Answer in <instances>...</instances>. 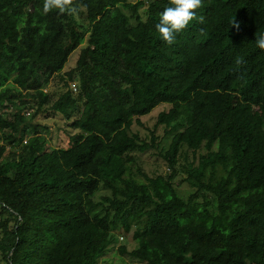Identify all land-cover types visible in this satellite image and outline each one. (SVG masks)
<instances>
[{
    "label": "trees",
    "instance_id": "obj_1",
    "mask_svg": "<svg viewBox=\"0 0 264 264\" xmlns=\"http://www.w3.org/2000/svg\"><path fill=\"white\" fill-rule=\"evenodd\" d=\"M68 2L0 0V264H99L119 227L138 264H264V0H201L172 44L155 27L170 0L146 19L145 1ZM39 115L70 123L69 148L47 151ZM151 150L154 177L135 155Z\"/></svg>",
    "mask_w": 264,
    "mask_h": 264
},
{
    "label": "rangeland",
    "instance_id": "obj_2",
    "mask_svg": "<svg viewBox=\"0 0 264 264\" xmlns=\"http://www.w3.org/2000/svg\"><path fill=\"white\" fill-rule=\"evenodd\" d=\"M139 1H145L144 6L140 8V14L143 19L147 18V8L148 2L151 0H130L131 3L136 4ZM126 13L131 15L132 13L125 9ZM81 23L87 24V20L85 18H81ZM134 23V22H133ZM81 30H79L80 32ZM78 33V32H77ZM76 33V34H77ZM85 40H87L88 34L84 35ZM85 43L78 44L79 49L81 50L82 46H85ZM72 55V56H71ZM69 61L66 63L65 67L63 68V73H68L76 68V63L78 59V52H73L71 54ZM58 74V73H57ZM51 80V79H50ZM3 83H0V89ZM71 87H73L74 92L78 88V83L72 82ZM62 89V83H58L55 80H51V83L47 89V91L52 92L54 95H57V90ZM23 93H26L23 90ZM18 95H14L13 98H16ZM19 101V100H18ZM20 103V102H19ZM6 105V104H5ZM5 105L0 102V113L4 114H11L14 109L7 108ZM167 106L161 105L156 108L150 115L142 117L140 119V123L136 122L132 128L133 132H138L143 139H146L149 136L150 130H152L157 122L158 115L161 111H163ZM15 108V107H14ZM83 109V103H80L79 110ZM79 113L76 114V116ZM33 124L39 125L42 127H46V129H42L40 136L46 139V146L47 151H52L58 148H69L71 146L70 137L75 133L71 131L68 127L70 125L67 124V121L62 116L54 115V116H45L39 115L33 120ZM29 132L31 133L32 130L30 129ZM35 139L36 137H31ZM31 138H27L30 142L34 140ZM2 132H0V142H2ZM171 142V137H169L166 142L164 143L165 146H169ZM26 142H23L25 145ZM138 157L139 164L141 165L144 172H146L149 176H156L165 173L168 171V166L166 162L158 155L156 150H151L147 153H135ZM115 242L110 248L109 252L99 260V264H138L135 260L131 259L127 254H123L120 251L122 246L126 247L127 251L131 252L137 248V244L132 241V238L126 235L123 230L119 227L115 231Z\"/></svg>",
    "mask_w": 264,
    "mask_h": 264
},
{
    "label": "clouds",
    "instance_id": "obj_3",
    "mask_svg": "<svg viewBox=\"0 0 264 264\" xmlns=\"http://www.w3.org/2000/svg\"><path fill=\"white\" fill-rule=\"evenodd\" d=\"M200 5L201 0H170L169 5L160 12L159 22L155 26L160 38L167 44H172L176 34L183 31L196 17V9ZM52 9L69 15L79 11L78 8L69 6L68 0H44L43 11L47 13ZM232 27L239 30L240 25L233 20ZM255 45L264 50V32L256 34Z\"/></svg>",
    "mask_w": 264,
    "mask_h": 264
}]
</instances>
